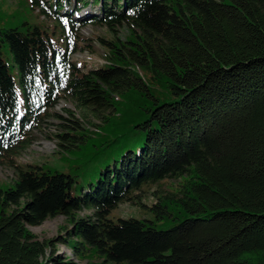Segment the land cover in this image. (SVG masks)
<instances>
[{"label":"trees","instance_id":"obj_1","mask_svg":"<svg viewBox=\"0 0 264 264\" xmlns=\"http://www.w3.org/2000/svg\"><path fill=\"white\" fill-rule=\"evenodd\" d=\"M25 1L62 46L41 24L0 28V164L16 169L0 188V264H77L57 242L100 263L264 264V0ZM86 6L97 12L73 16ZM88 24L109 37H97L105 61L81 69L71 55ZM127 95L136 113L101 136L86 186L13 163L42 125L56 129L59 148L97 132L54 109L60 99L98 115ZM178 176L149 207L157 217L174 210L172 226L107 218L142 183ZM57 215L68 227L55 239L29 231Z\"/></svg>","mask_w":264,"mask_h":264},{"label":"rangeland","instance_id":"obj_2","mask_svg":"<svg viewBox=\"0 0 264 264\" xmlns=\"http://www.w3.org/2000/svg\"><path fill=\"white\" fill-rule=\"evenodd\" d=\"M87 11L90 13L97 12L95 7L89 8L86 6L77 11V14L74 13L73 16H86ZM22 22L41 24L43 29L49 32L50 38L57 42L60 47L62 46L58 31L53 30L51 32L53 22L39 15L36 10L28 8V3L25 0H0V28L23 27L24 25H21ZM79 35L82 38L79 41L82 49L74 52L71 56L72 61L74 63L77 62L81 69L102 64L105 59L103 58V49L99 45L97 37H109L108 32L101 26L88 24L79 29ZM2 57L10 65L9 70L14 80V87L19 102L20 93L16 82V69L12 64L9 53L3 54ZM133 99V95H127L119 100L113 98L115 109L112 111L104 109L98 115L81 113L70 100L60 99L55 107L59 113L64 115L62 108L70 109L81 123L89 126L88 129L98 127L96 129L97 132L84 140H77L69 148H59L54 136L56 129L52 124L42 125L39 129L32 131L31 142L15 154L13 163L19 169H25L28 165H42L50 170L71 174L77 182L73 184L86 186L87 181L94 178L97 172V163L89 160L91 151L95 149L101 136H104V134L111 136L114 130L120 129L130 116L135 115L136 103ZM102 115L108 117V122L101 123L100 116ZM15 171L16 169L12 166L0 164V188L10 184L14 179ZM180 180L181 176H178L177 178H162L154 183H142L138 190H134L129 194L127 200L119 202L115 208L111 209L107 214V218L116 221L117 218L126 219L132 217L151 223L158 229L172 226L180 218L176 216L172 217L176 213L174 210L169 211L171 215L157 217L155 212L149 207L155 201L156 196H162L167 191H174ZM75 192H78V190L73 191V193ZM88 212V210L78 212L77 216L87 214ZM64 227H68L67 219L62 215H57L46 219L37 227L30 226L28 229L37 239L44 240L49 238L55 239L58 234L62 233ZM54 247L56 251L63 253L77 264H111L100 263V259L98 258L79 259L74 257L70 248L59 242L55 243Z\"/></svg>","mask_w":264,"mask_h":264}]
</instances>
